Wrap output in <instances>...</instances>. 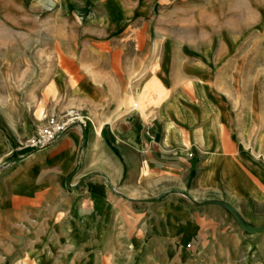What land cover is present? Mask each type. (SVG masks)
I'll return each mask as SVG.
<instances>
[{
    "label": "crops",
    "instance_id": "0c3cea01",
    "mask_svg": "<svg viewBox=\"0 0 264 264\" xmlns=\"http://www.w3.org/2000/svg\"><path fill=\"white\" fill-rule=\"evenodd\" d=\"M31 1L60 15L94 8L70 25V67H55L46 91L66 97L47 114L69 128L0 177V207L15 208L9 264H264V229H245L264 227L263 142H249L214 81L157 78L154 0ZM94 31L123 34L95 45ZM204 58L192 64L202 74ZM154 78L162 100L153 86L146 108L133 109Z\"/></svg>",
    "mask_w": 264,
    "mask_h": 264
},
{
    "label": "rangeland",
    "instance_id": "374dc122",
    "mask_svg": "<svg viewBox=\"0 0 264 264\" xmlns=\"http://www.w3.org/2000/svg\"><path fill=\"white\" fill-rule=\"evenodd\" d=\"M92 8L60 15L54 6L41 11L32 8L31 0H0V138L8 141V149L0 152V177L53 144L69 128L42 148L32 146V139L49 128V122L59 123L56 115L49 117L47 112L57 110L66 97L55 98L46 92L51 87L50 76L63 62L64 69L70 67L64 58L75 48L72 35L78 34L69 30L70 25L84 24ZM63 28L68 30L61 31ZM92 34L97 45L98 41L120 39L123 33L101 32L102 39L95 31ZM148 36L154 38L157 78L161 73H175L191 78L204 75L208 81H214L226 105L232 106L242 125L246 123L249 142L259 136L264 147V0H154V33ZM199 53H204L208 61L204 74L192 65ZM114 56L124 58L119 50ZM61 80L57 71L55 81L59 88ZM159 80L149 82L139 92L138 101L130 100V106L144 110L150 103L148 89L153 86L154 93L157 92L154 103L161 101L166 92ZM198 97L203 98L201 91ZM206 106L209 109V104ZM82 114L84 117L85 112ZM78 117L68 113L65 120L75 123ZM263 150L258 151L261 157ZM14 212L15 208L0 207L2 264L13 261L7 257V220Z\"/></svg>",
    "mask_w": 264,
    "mask_h": 264
},
{
    "label": "built area",
    "instance_id": "2783aa9c",
    "mask_svg": "<svg viewBox=\"0 0 264 264\" xmlns=\"http://www.w3.org/2000/svg\"><path fill=\"white\" fill-rule=\"evenodd\" d=\"M69 127L68 123H55L52 121L49 123V128L45 129L42 134L38 135L37 138L32 139V146H39L42 148L45 144H50L55 141L60 134H62L66 128ZM43 144V145H42Z\"/></svg>",
    "mask_w": 264,
    "mask_h": 264
},
{
    "label": "water",
    "instance_id": "95a60500",
    "mask_svg": "<svg viewBox=\"0 0 264 264\" xmlns=\"http://www.w3.org/2000/svg\"><path fill=\"white\" fill-rule=\"evenodd\" d=\"M245 229L248 230V231H250V232H255V231L258 232V231L264 229V227L259 228V229H252V228H249V227H245Z\"/></svg>",
    "mask_w": 264,
    "mask_h": 264
},
{
    "label": "bare ground",
    "instance_id": "6f19581e",
    "mask_svg": "<svg viewBox=\"0 0 264 264\" xmlns=\"http://www.w3.org/2000/svg\"><path fill=\"white\" fill-rule=\"evenodd\" d=\"M134 105V104H133ZM135 106V105H134Z\"/></svg>",
    "mask_w": 264,
    "mask_h": 264
}]
</instances>
